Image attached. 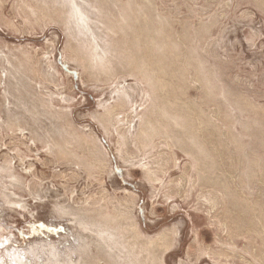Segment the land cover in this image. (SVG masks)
Segmentation results:
<instances>
[{"label":"rangeland","instance_id":"obj_1","mask_svg":"<svg viewBox=\"0 0 264 264\" xmlns=\"http://www.w3.org/2000/svg\"><path fill=\"white\" fill-rule=\"evenodd\" d=\"M0 264H264V0H0Z\"/></svg>","mask_w":264,"mask_h":264},{"label":"bare ground","instance_id":"obj_2","mask_svg":"<svg viewBox=\"0 0 264 264\" xmlns=\"http://www.w3.org/2000/svg\"><path fill=\"white\" fill-rule=\"evenodd\" d=\"M147 125L149 126V124H147ZM148 126H147V127H148ZM147 127H146V129H148ZM149 128H150V126H149ZM148 130H149V129H148Z\"/></svg>","mask_w":264,"mask_h":264}]
</instances>
